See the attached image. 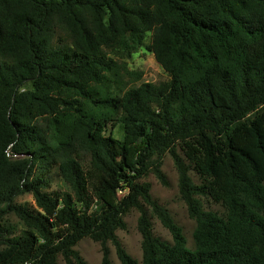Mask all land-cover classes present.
Returning <instances> with one entry per match:
<instances>
[{"label": "trees", "instance_id": "16d2710c", "mask_svg": "<svg viewBox=\"0 0 264 264\" xmlns=\"http://www.w3.org/2000/svg\"><path fill=\"white\" fill-rule=\"evenodd\" d=\"M148 34L157 84L125 61ZM166 154L193 249L145 181ZM132 210L141 264H264V0H0V264H137Z\"/></svg>", "mask_w": 264, "mask_h": 264}, {"label": "rangeland", "instance_id": "374dc122", "mask_svg": "<svg viewBox=\"0 0 264 264\" xmlns=\"http://www.w3.org/2000/svg\"><path fill=\"white\" fill-rule=\"evenodd\" d=\"M149 39L150 34H148L143 46L125 61L129 70L142 73V77L139 82L157 84L168 80V75L157 64L153 54L148 50L147 46L149 45ZM113 133L115 137L120 136L118 129H115ZM161 170L166 177L167 186L161 185L152 174L148 175L145 181L149 182L151 185L152 197L170 212L174 221L182 228V232L186 238L187 247L189 249H193L194 242L192 233L195 228V222L189 218L187 208L179 197L177 172L173 166L170 156L167 154L163 157ZM190 175L195 181H197L196 176L193 173H190ZM58 187L59 186L56 184H53L52 189H56ZM16 201L18 203H26L27 205L34 206V201L30 194L19 196ZM203 202L205 210L215 211L218 214H222L224 212V209L219 204H215L210 200H203ZM137 217V211H130L124 218L126 223L125 230H118L116 235L126 252L136 260L137 264H141V236L137 230ZM9 220L16 225L17 228H21L13 215L9 216ZM152 224L153 232L157 237L164 241L171 242L170 234L165 228H163L156 218L152 219ZM108 247L110 250V260L112 264H120L115 256L113 247L110 244H108ZM75 250L87 264H100L102 254L101 247L98 243L84 238L75 246ZM57 264L65 263L61 258H58Z\"/></svg>", "mask_w": 264, "mask_h": 264}]
</instances>
